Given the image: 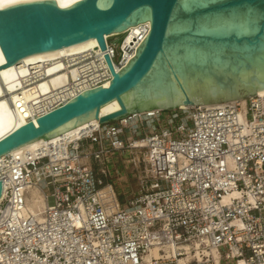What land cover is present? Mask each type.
I'll list each match as a JSON object with an SVG mask.
<instances>
[{"label":"built area","instance_id":"1","mask_svg":"<svg viewBox=\"0 0 264 264\" xmlns=\"http://www.w3.org/2000/svg\"><path fill=\"white\" fill-rule=\"evenodd\" d=\"M149 30L138 24L119 52L105 36V50L31 63V85L56 73L70 79L27 122L109 85L106 55L118 71ZM53 61L61 68L49 74ZM256 95L151 109L0 157V264H141L147 256L151 264H264V94ZM126 150L138 190L122 204L98 173H110L109 154ZM35 185L46 202L40 218L26 209Z\"/></svg>","mask_w":264,"mask_h":264},{"label":"water","instance_id":"2","mask_svg":"<svg viewBox=\"0 0 264 264\" xmlns=\"http://www.w3.org/2000/svg\"><path fill=\"white\" fill-rule=\"evenodd\" d=\"M150 23L129 61L107 86L86 89L64 105L0 139V157L93 119L109 123L151 109L172 110L257 96L264 90V0H26L0 8L6 62L58 53ZM119 108L101 109L113 102ZM3 182L0 179V198Z\"/></svg>","mask_w":264,"mask_h":264},{"label":"bare ground","instance_id":"3","mask_svg":"<svg viewBox=\"0 0 264 264\" xmlns=\"http://www.w3.org/2000/svg\"><path fill=\"white\" fill-rule=\"evenodd\" d=\"M21 1L26 0H0V8ZM56 1L59 3L60 6H68L78 0ZM137 29L138 25L132 26L127 31H125V33L127 34L125 45H127L129 42H132ZM109 36L110 35H106L107 38ZM93 39L94 41L87 45L79 46L69 50H65V47H62L58 49V53L56 54L36 57L32 59L23 58L18 63L11 64L7 67L0 69V139L11 131H13L14 129H16L17 127L25 124L27 122L28 117L35 115L39 111L38 108L41 104L38 102L51 97V95L48 96V93L53 92L70 79V76L65 72L53 74L61 68L60 62L53 61L51 64L48 65V73L53 75L31 85L30 81H28V75L29 73H31L29 65H31V63H36L39 61L54 60L61 55L75 53L84 49L98 46L99 43L97 39ZM4 62H6V59L0 47V64ZM259 93L264 94V90L259 91ZM118 108L119 103L117 101H113L105 105L101 109V114L109 113ZM98 122L99 121L97 119H93L78 127L72 128L71 130L62 135L52 137L51 139L36 140L32 143H29L23 147L12 151L10 154H16L25 150L33 151L38 149L42 145L48 146L51 143H57L62 138H65L69 135L75 138L81 129L89 127L91 125H96L98 124ZM45 205L46 202L44 200V196L42 194L40 186H32L30 189V195L27 197L26 200L27 211H30L31 214L40 218L42 216V212ZM141 264H151L150 256H147L146 260L143 261Z\"/></svg>","mask_w":264,"mask_h":264},{"label":"rangeland","instance_id":"4","mask_svg":"<svg viewBox=\"0 0 264 264\" xmlns=\"http://www.w3.org/2000/svg\"><path fill=\"white\" fill-rule=\"evenodd\" d=\"M125 35L126 33L124 32L109 36L110 42L114 44L117 52H119V43ZM118 56L117 54L116 58ZM130 157V153L127 150L113 151L108 155L107 159L110 173H98L104 183H109L113 186L122 204L127 203V200L135 195L138 190V173Z\"/></svg>","mask_w":264,"mask_h":264},{"label":"crops","instance_id":"5","mask_svg":"<svg viewBox=\"0 0 264 264\" xmlns=\"http://www.w3.org/2000/svg\"><path fill=\"white\" fill-rule=\"evenodd\" d=\"M88 162H89V164L93 165L98 171L100 170L99 166H97L98 163H96V161L91 159Z\"/></svg>","mask_w":264,"mask_h":264},{"label":"trees","instance_id":"6","mask_svg":"<svg viewBox=\"0 0 264 264\" xmlns=\"http://www.w3.org/2000/svg\"><path fill=\"white\" fill-rule=\"evenodd\" d=\"M122 39H123V38H122ZM122 39H121V40H122Z\"/></svg>","mask_w":264,"mask_h":264}]
</instances>
